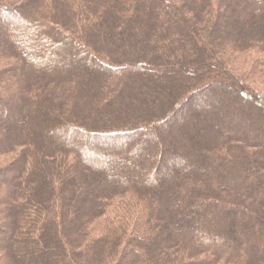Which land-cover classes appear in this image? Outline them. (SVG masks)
I'll list each match as a JSON object with an SVG mask.
<instances>
[{
    "label": "trees",
    "instance_id": "1",
    "mask_svg": "<svg viewBox=\"0 0 264 264\" xmlns=\"http://www.w3.org/2000/svg\"><path fill=\"white\" fill-rule=\"evenodd\" d=\"M240 56L264 77V0H0V264H264Z\"/></svg>",
    "mask_w": 264,
    "mask_h": 264
},
{
    "label": "rangeland",
    "instance_id": "2",
    "mask_svg": "<svg viewBox=\"0 0 264 264\" xmlns=\"http://www.w3.org/2000/svg\"><path fill=\"white\" fill-rule=\"evenodd\" d=\"M251 25H253V27H256V26H259V21H252L251 22ZM222 33H227V29L225 28H222ZM248 36L245 35L244 37V31H243V28H242V32H240L239 34H234L230 37H223V40H222V43L221 45H223V47L228 44H237L240 42V40H244L246 39ZM252 59V58H251ZM250 59H248V57H245V56H240L239 58H236V57H232L229 59V66H230V70L233 71L234 73L236 74H240V75H244L247 76V80H249V82L253 85H256L255 87L257 89H259L260 91H262V93H264V77H262L261 75H258V76H250L251 73H250V67H249V63H250ZM178 93L177 92L176 94H174V98L178 96ZM177 95V96H176ZM152 119V118H151ZM14 125V124H13ZM40 125L42 126V129L43 131H49L51 130L53 127V124L51 122H49L48 124H44V123H40ZM37 124H27L25 126L22 127V130H23V133H27V135H31L33 132H36L38 129H37ZM10 132H6L5 135L9 134ZM163 131L162 130H158V134H162ZM54 137V136H53ZM87 140H81V143H86ZM163 145L164 146H168V142L163 140ZM160 143L159 142H155V143H150L147 147H145L144 149V153L148 152V151H153V153L157 150V148L159 149V145ZM105 148V147H104ZM108 148V146L106 147ZM157 151H160V150H157ZM203 151L205 152L206 151V147L204 145L201 146L200 148V153L203 155ZM128 157L129 159H132L133 160V163L134 164H137V163H141V159L138 157L137 155V152H129L128 153ZM126 156L124 155H121V154H116L115 155V159L117 160V168H116V173L118 172L117 170L119 169V167L121 169H130L131 168V164L127 161L128 159H126V161L124 162V158ZM113 160H99L100 163H102L103 165L102 166H106V165H111L113 163ZM206 161V164L209 162V160L206 158L205 159ZM5 162H7V160H4ZM1 162V161H0ZM1 164V163H0ZM126 171V170H125ZM2 186V183L0 184V187ZM3 187V186H2ZM8 189H9V186H8ZM1 190V188H0ZM2 207V206H1ZM3 218H4V211H3V207H2V211H0V224H2V227H0V235L3 236V237H7L8 236V231H6L5 233H2L1 232V228H5L8 227V223H5L3 221ZM5 225V226H4ZM1 226V225H0ZM4 245V243L2 244Z\"/></svg>",
    "mask_w": 264,
    "mask_h": 264
},
{
    "label": "bare ground",
    "instance_id": "3",
    "mask_svg": "<svg viewBox=\"0 0 264 264\" xmlns=\"http://www.w3.org/2000/svg\"><path fill=\"white\" fill-rule=\"evenodd\" d=\"M211 87V86H210ZM208 93H209V89H207L205 92H204V96H208ZM140 133H137L135 134L132 138L136 137L137 135H139ZM144 135H146L145 133H143Z\"/></svg>",
    "mask_w": 264,
    "mask_h": 264
}]
</instances>
